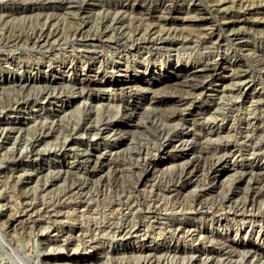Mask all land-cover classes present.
Returning <instances> with one entry per match:
<instances>
[{"label": "rangeland", "instance_id": "rangeland-1", "mask_svg": "<svg viewBox=\"0 0 264 264\" xmlns=\"http://www.w3.org/2000/svg\"><path fill=\"white\" fill-rule=\"evenodd\" d=\"M59 1L61 0H0V48L2 47L1 49L7 50L11 49L10 54L2 55L0 53V127H6V125L10 124L14 125L13 133L5 132V134H7L0 137V224L3 226L7 239H10V244L13 245V247H18L22 253L27 254L30 260L27 259L31 264H148V260H150L149 264H184L190 253L186 254L180 251L170 257L172 253H169L167 249L185 250L187 248L203 249L205 247L207 249L211 241H214L217 235L220 237H227L230 243L231 241L250 243L254 247L264 251V238L260 237L261 232L258 233V227L250 226L248 223L240 224L236 221H223V223H217L216 220L210 216L194 214L186 208L183 210H178V208H176L175 210L167 211L170 213L177 212L176 215L178 217L181 215L184 220H188V224H192V227L199 228L202 231V237L200 236L201 234L193 236L195 240L189 238V236L187 237L186 233H183L182 230L188 227H183L184 229L180 231L177 230L174 234L162 229L159 223L166 220L164 218L165 216L163 214H156L155 217H150L152 214L147 213L145 207L142 205L140 206L141 210L136 211L135 214H137V217H135L134 220L140 219V228L144 230L145 227L144 231L148 233L146 232L147 234L142 236L143 238L139 236L140 238L137 237V239L134 237L120 239L119 236L113 235V232H109L111 229L105 227L107 218H110L109 221H118L117 218L115 219V217L119 216L117 215L118 205H109V207L105 206L106 208H104L102 204L96 205L97 202L95 203V198L93 197L90 199L91 206H80V204L76 202L78 199L70 197L69 199L61 200L64 202L59 204L61 205L60 207L51 206V204H54L52 201L54 197L62 194V186L76 182L77 180L88 181L89 186L87 190L92 194H95L96 189L101 185L105 186L104 188H106V190L112 188L115 184L119 187L131 190L129 187H131V185L135 186L137 183L139 184L137 189H149L150 186H148V182L153 179L165 184V181L168 179L167 177H169V173L158 170L165 165L160 164V157L165 155L167 157L178 155L180 153V146L172 136L173 133L159 124L161 112H163V114L171 113L179 108H184L181 110V115L190 118L196 111L205 109L212 110L209 112V117L210 115L212 117L216 116L215 111H213L216 109L214 103L221 100L225 101L224 97H226L228 91L235 88L234 83L237 82V79L234 78V76L242 73L249 75L247 80L249 84L248 95L250 96L258 91L261 94V98L264 99V88L260 89L261 86L264 85V0H118L124 4L122 10H124L123 19L125 23L133 21L135 19L133 17L134 13L136 14L138 12L167 14L170 20H168L169 23L167 22L164 25L166 30L169 28L170 31L177 35H185L193 39L196 36L201 37L203 35L202 37L208 41L206 43L207 45H210V42L224 43L221 45L222 48H218L220 55H216V57L215 53L209 54L206 52L207 50L200 48L183 47L174 50L170 47L167 51L165 50L166 53L161 51L159 53L160 55L156 54L155 59L144 60L139 57H129L128 60L125 61V59L114 58L117 61L116 63L120 65V71L118 72L115 66L112 67V63L108 61L99 66V63H94L91 66L92 69L91 67L90 69L87 68L89 71L85 69L84 71L81 67L76 68L74 73L68 70V66H70L69 55L76 53L77 49L59 45L57 42H54L50 47L51 50L48 49V52H41L37 47H32V42L26 39L27 36L32 32V29H38L39 27H42L45 31L54 32V34L57 33V35H68L72 27L83 22L93 27L101 26L106 20L102 18L105 14L104 10L98 6V2L94 0H75L78 2H74L70 5L73 7L62 8L59 6ZM110 1L116 2L117 0ZM79 4L82 7V11L80 14H76L74 9L79 6ZM169 7H171L170 13ZM135 22L133 21L131 23V28L137 24V21ZM232 28L243 30V38L239 40L234 39L230 31ZM54 38L55 37H51V40ZM237 42H240L241 45H238ZM212 57L221 62V65L214 71L212 76L205 77L207 84L203 92L193 96V91L179 89L180 85L177 83L178 80L181 79L184 73L192 69L191 66L195 61L200 63L204 60H209V58L213 59ZM32 60L40 62L39 64H33L34 62ZM58 60L64 61L58 62ZM49 62L51 65L47 66L46 64H49ZM126 65L125 71L123 68L125 69L124 66ZM28 70H31L30 75L32 77L37 76L34 81L29 80L27 84H24L14 80L16 76H27ZM86 71L88 75H86ZM11 76L13 77L11 78ZM45 77L46 81H43ZM134 77H137L140 81L137 83L129 81ZM158 77L161 78V81H153V79L155 80ZM87 78L93 79L94 81L96 80L100 82V84L121 80V83L125 82L123 86L137 85L141 90H133L136 93L131 98L128 96V93L125 92V90L128 89L123 88V92V90H121L122 85L115 86L111 94L115 101L114 103L118 104L119 101L134 103L136 108L134 109V113L131 117H123L121 114L116 115L112 109L106 111L105 114L112 119V124H117L114 126V132L101 136L79 137V139L75 141L76 145L80 144V148L87 147L88 149H97L99 146L107 145L111 149L114 157H122L123 153L129 149L135 150L141 148V146L144 150L149 147V151L152 149V152H154L156 144L158 145L160 142L164 141L166 147L160 150L159 156H157L152 163L155 167L151 165L152 168H156L155 173L157 177L146 176L145 179L148 180L147 186L141 185L143 181L137 182L139 175L137 172L131 173L129 171H123L121 173L117 172L116 175L114 173L105 174V172H102L103 175L97 173L94 177H90L89 179H87L88 177L84 174L74 175L69 173L63 178V175L57 177L53 172L49 173L47 170L34 171L33 167L35 163L40 161H31L26 158L16 161L17 159L13 158L14 155H17V153L19 154L21 149H23L22 154H24L29 149L42 148L47 150L48 147H51L53 152V148H58L57 146L62 141L63 135L67 133L65 129L69 126H73V121L76 120L79 115V112L76 111L74 106L79 104L81 99H74L69 103L64 96H61L59 100L56 96L60 94L67 95L71 89L72 82L75 80L83 82ZM141 79H144V81H141ZM197 79L199 80L201 78L196 77L195 80ZM147 80H150L151 83L149 85L151 88L145 90L144 87L148 85ZM42 88H45V91L48 92L51 90V92L56 94L55 97L50 99V103L52 102L51 104L47 105V103L42 100L39 94ZM93 88H95L94 92L90 94L87 92L89 95H101L104 103L108 102V104H114L113 101L111 102L104 99L106 95H108V90L102 92L99 84L93 86ZM133 93L134 92L131 94ZM155 95L156 98H151ZM249 96L248 100L250 99ZM181 97H184L185 103L183 105L177 101ZM137 98L138 101L136 100ZM156 99H162L163 101L157 102ZM150 100H152L151 104H149ZM248 103L250 102L247 101L246 104ZM41 104L47 105L49 109H46V111L45 109H39ZM148 105L155 107L154 111L149 110L152 113L145 109ZM61 107L64 109H60ZM57 120L61 123L57 122ZM230 121L232 122L234 120L225 121L223 125L224 128L218 129L216 133L218 136H222L221 140H231L230 144L237 145L231 148L236 149L242 144L243 139L239 138V136L236 137V129H233L234 131L230 130V132L227 131L231 127ZM135 122L139 123L135 124ZM49 127H51V129H49ZM249 127L250 125L248 124V128ZM45 130L47 132H44ZM167 131H169V135L162 141ZM204 131L205 129L200 127V125L191 129V132L199 133L200 137V143L194 142L192 146L193 149L195 148V153L200 151L203 152L206 146L220 142L217 139L218 137H215V133L211 136L204 134L205 137H202ZM235 138L236 140L238 139V143L235 141ZM239 141L241 142L239 143ZM241 149H243V147ZM192 151L193 150H189L179 157H174V159L167 164L170 163V166H173L172 164L178 163L189 157ZM52 155L54 156V154L51 153L50 157L53 160L54 158ZM46 156L47 155H42V157ZM240 158L241 157L238 156L235 161L232 158L225 157V159H222L216 164L215 169L218 170L224 171L230 169V167L232 168L227 172V175L222 178L221 183H218L216 180L213 183L201 180L199 182V180L196 181L194 177L191 181L183 184L179 189L180 198H184L182 202H185V198H189L194 190H200V188H204L207 185H209V189L206 191V194H204V198L207 200L216 199V202L217 198L223 195L229 196L230 199L241 198V196H243V188L246 186L245 184H247L248 179L257 174L261 166H264V161H254L249 164V161L240 160ZM54 160L57 161L56 159ZM226 161L227 164L225 163ZM69 165L68 163L67 166ZM249 166H252L250 170L248 169L250 168ZM233 167H235V169H233ZM241 174L242 176L240 177L239 175ZM68 175L72 176L69 177ZM56 191L57 194L55 193ZM108 194L112 195L113 193L109 192ZM127 194H129L130 199L134 200V196L137 193L131 190ZM48 195H52L53 199L52 196L50 197ZM47 197H50V199L48 200ZM180 198L179 201L182 200ZM26 199L33 202V207L31 206L27 210L21 211L23 210V202L27 201ZM169 200L173 201V197L166 201L167 204L168 202L172 204ZM136 201L137 199H135V202ZM114 207L115 210L113 209ZM140 211L142 214H140ZM140 216H142V219ZM26 217L27 219H25ZM32 218L37 219L38 223H31ZM146 222L149 224L146 225ZM73 223L83 227V235L79 237L75 236L76 238L74 237L72 241L66 245L62 240V236L57 235L56 237L54 234L56 232L59 234L58 230L63 227L69 229L68 225ZM95 224H98V226ZM66 229H64V231ZM102 230H106L104 231L105 233ZM207 236L213 237L209 238ZM87 238L93 241L88 247L85 245L86 242L84 241L87 240ZM94 244L97 245L95 248L92 247ZM139 246L147 248L143 251L133 250V247L137 249ZM6 248L10 251L8 245ZM88 252L93 255V258L91 260L82 259ZM158 254L161 259L158 257ZM192 254L196 255L195 253ZM17 261L18 260L6 257L4 249L0 246V264H21L20 261ZM196 264H200V262L198 261Z\"/></svg>", "mask_w": 264, "mask_h": 264}, {"label": "bare ground", "instance_id": "bare-ground-1", "mask_svg": "<svg viewBox=\"0 0 264 264\" xmlns=\"http://www.w3.org/2000/svg\"><path fill=\"white\" fill-rule=\"evenodd\" d=\"M94 1H97L98 6H100V8L104 10L105 15H103L102 18L106 20L104 21V23H102L103 25L101 24V26L93 27L83 22L81 24H78L72 27L69 31L70 34L68 35H64V34L57 35V33L54 34V32L45 31L43 30L42 27H39L38 29H32V32L27 36L26 39L32 42L33 48L37 47L38 50L41 52H48L49 50H51L50 47L52 43L54 42H57L59 45H65L73 49H77L76 53L69 55L70 56V66H68L69 67L68 70L71 73H74L76 68H79V67H81V69L83 70L84 69L87 70V68L90 69V67L94 63H99L98 64L99 66L100 64H104L108 61L109 63L110 62L112 63L111 64L112 67L115 66L118 72L120 71L119 69L120 65L116 63L117 61L114 58L125 59V61L128 60L129 57L131 58L139 57L144 60L155 59L156 54H159L161 51L165 52V50L167 51L168 49H170V47L174 50H178V48H183V47L184 48L185 47L186 48H200V49L207 50L206 52L209 54L215 53V56L220 55V53L218 52V48H220L221 45H223L224 43L221 44L220 42H217V43L210 42V45H207L206 43L208 41L204 37H202L203 35L201 37L196 36L193 39L192 37H189V36L177 35L173 33L172 31H170L169 28L166 30L164 25L165 23L168 22V20H170V17L167 14H162V13L156 14L153 12H142V13L138 12L136 14L134 13V15L132 14L133 17L135 18L133 21L134 22L137 21V24H135L131 28L130 25L133 21H130L129 23H125V20L123 19L124 10H122V8L124 7V4L122 2L118 0L116 2H112L110 0H94ZM74 2H78V1L63 0L62 2L61 0L59 1V6L61 8L62 7H73L70 5ZM80 4L75 9L73 8L76 14H80L82 11V7ZM170 11H171V7H169V13ZM230 31H231L232 36H234V39L239 40L243 38L244 36V31L239 28H236V29L232 28ZM51 37H55V38L51 40ZM237 44L241 45L240 42H237ZM1 48H0V53L2 55L10 54L11 49L7 50V49H1ZM60 61L63 62L64 60H58V62ZM33 62H34L33 64L35 63L39 64L40 61H33ZM113 64H116V65H113ZM46 65L49 66L51 64L49 62V64H46ZM220 65H221V62H219L216 58H213V59L209 58V60L207 61L204 60L200 63L195 61L193 65L191 66L192 69L189 70L187 73H184V75L181 76V79L178 80L177 83L178 85H180L179 89L193 91L192 92L193 96L200 94L201 92H203L207 84L205 77L212 76L214 74V71L218 69ZM124 67L125 69L123 68V70L126 71L127 65ZM30 72L31 70H28L27 76H24V77L16 76L14 80H17V82L24 83V84H27L29 80L34 81L35 78H37V76L32 77L30 75ZM86 75H88V72ZM175 75H178V74H175ZM12 77L13 76H11V78ZM196 77L198 78L200 77L201 79L195 80ZM234 78L237 79V82L234 83L235 88L233 90L232 89L229 91L227 90L228 94L226 95V97H224L225 101L221 100V101L214 103L216 109L214 108L215 110L213 111H215L216 116L212 117L210 115L209 117V112H211L212 110L210 111V110H205V109H200L199 111H196L195 114H193V116H191L190 118L184 115H181L182 114L181 110H183L184 108H179L180 110L178 109L171 113H164V114L163 112L160 113L161 118L159 117L160 118L159 124L162 127H166V130H169L173 133L172 136L176 139L177 143L180 146V149H179L180 153L178 155L171 156V157H167L165 155V156L160 157L161 159L160 164H165V165L158 170H162V172L169 173V177H167L168 179L165 181L166 182L165 184L160 183L158 180L153 179L152 177L151 178L153 180L148 182V180L145 179V177L146 176H154V177L156 176L157 177V174L155 173L156 168L155 169L152 168L151 165L155 167V165L152 163L155 161V158L159 156V153L161 152L160 150L166 147L163 140H165L167 135H169V131L165 133V136L162 139L163 142H160L158 145L156 144V148L154 152H152V149L151 151H149V147L144 150L142 149V146H141V148H138L135 150L127 149L128 151L123 153L122 157H117V156L114 157L111 152V149L107 145L99 146L97 149H92V148L88 149L87 147L80 148L79 147L80 144L76 145L75 141L78 140L79 137H82V136L90 137V136H96V135L101 136V135L111 134L114 132L115 130L114 126L117 124L115 125L112 124V119L108 117L107 114H105L106 111H109L112 109L116 115L121 114V116L123 117H131V115L134 113V109H136L134 103L132 104L130 102H124V101L123 102L119 101V103L117 102L118 104L114 103L115 101L113 99V96L111 95L113 93L112 90L114 89L115 86L122 85L121 90H123V88L128 89V90H125V92L128 93V96L132 98V96L136 93L135 91L136 90L140 91L141 89L137 85L123 86L125 82L121 83V80H116L115 82L111 81V82L100 84V82L96 80L94 81L93 79L87 78L83 82L76 81V80L72 82L71 89L67 95H64V94L62 95L59 93L60 95L56 97L59 100L61 96L62 97L64 96L66 98V101H68L69 103L71 100L81 99L79 101V104L74 106L76 108V111L79 112V115L76 118V120L73 121L74 122L73 126H69L68 128L65 129L67 133L63 131L66 134L63 135L62 141L57 146L58 148L57 149L56 147L53 148V152L51 150V147L50 148L48 147L47 150L42 149V148L29 149L24 154H22L23 149H21L19 154L17 153V155H14L13 158L17 159L16 161L23 160V158H26L31 161H40V162L35 163L33 167L34 171L37 172V171L47 170L49 171V173L53 172L55 175H57V177H60L63 175L62 176L63 178H65L66 177L65 175L69 173L74 174V175L84 174L86 177H88L87 179H89L90 177H94L97 173H100L103 175L102 172H105V174L114 173L115 175L117 172L121 173L123 171H129L131 173L137 172V174H139L137 178V182L143 181L141 185H144V186H147V182H148V186H150V188L145 189L143 187L144 189L142 188L137 189L139 185L138 183L135 186L131 185V187L129 188H131V190L133 191H136L137 193L134 196L135 199H137L136 202H135V199L134 200L130 199L129 194H127L131 190H129L128 188L125 189L123 187H119L117 184H115V186H113L112 188L109 187L110 189H107V190L106 188H104L105 186L101 185L100 187L96 189L95 191L96 193L92 194L89 190H87V187L89 186V184H88V181L86 180H77L76 182H72L68 185L62 186V189H61L62 194L57 195L56 197H54V199H53V196L51 195L53 199L51 200L54 203V204H51V206H56V207L57 206L60 207L61 205L59 204L64 202L61 200L63 199L66 200L67 198L69 199L70 197H75V199H78L76 200V202H78L80 206H87V205L91 206L90 199H92L93 197L95 198V203L97 202L96 205L102 204L104 205V208H106L105 206L109 207V205H118L117 215L119 216L117 217L114 216L115 219L116 218L118 219V221H116L115 219L114 220L116 222L109 221L110 218L109 219L107 218V221L105 222L106 223L105 227L108 229H111L109 230V232H113L112 234L119 236L120 239L121 238H131V237H134L137 239V237L139 236L143 238L142 236H145L148 233L147 231H144L145 227H144V230L140 228L141 226L139 222L140 219L134 220V218L137 217V214H135L136 211L141 210V207H140L141 205L145 207V211L147 213L152 214L150 215V217H155L156 214H163L166 220L159 223V226L162 229H165L167 232H170V233L172 232V234H174L177 230L180 231L184 229L183 227H188L182 230L183 233H186L187 237L189 236V238L194 239L193 236L196 234H201L200 236L202 237V233H201L202 231L199 228L197 229L195 227H192V224H188L187 223L188 220L187 221L184 220V218L181 217V215L180 217H178L176 215L177 212L170 213L169 211H167V210H175L176 208H178V210H183L184 208H186V209H189L191 213L201 214V216L202 215L210 216L211 218L215 219L217 223H220V222L223 223V221L225 222L236 221L237 223H240V224L248 223L250 226H253V227L256 226L259 228L258 233L261 232L260 237L264 238V166H261V168L258 170L256 175H253V176L250 175L251 177L248 179L247 184H245L246 186L243 188V196H241V198L239 199H230L229 196L223 195L220 198H217L216 202H215L216 199L207 200L206 198H204V194H206V191L209 189L208 188L209 185L205 186L204 188H200V190H194L191 193L189 198L185 196L186 197L185 202H182L184 198L182 199L179 196V189L182 187V185L185 184L186 182L191 181L194 177H195L194 179L196 181L199 180V182L201 180V181H209L208 183H213L216 180L218 183H221L222 178L225 175H227V172L230 169H232L231 167L230 169H226L224 171L215 169L216 164L222 159H225V157L232 158L236 161V158L240 156L241 157L240 160H247L249 161V164H251L254 161L255 162L264 161V99L261 98V94L258 91H256V93L251 94L250 96L248 95L249 84L247 80L249 78V75L242 73V74H237L236 76H234ZM160 79L161 78L158 77L155 80L153 79V81L160 80ZM142 80L144 81V79H141V81ZM43 81H46V77L43 78ZM129 81L133 83H137L140 80H138L137 77H134L133 79ZM150 83H151L150 80L149 81L147 80L148 85L147 87H144L145 90L151 88L149 85ZM98 84L101 87L102 92H104L105 90L109 91L108 95H106L104 99L111 101V102L113 101L114 104H108V102L104 103L102 101L103 99L101 95L100 96L96 94L94 96L89 95L91 92H94L95 88H93V86L98 85ZM263 88H264V85H262L260 89H263ZM87 92H89V94ZM132 92L134 93L131 94ZM39 94L42 97V100L47 103V105L52 103V102L50 103V99L55 97L56 95L54 92H51V90L49 92L45 91V88L40 89ZM248 96L250 97L249 100H248ZM153 97L156 98V95L152 96L151 98ZM136 100L138 101V98ZM156 101L158 102V101H163V100L156 99ZM177 101L181 105L185 103L184 97L179 98ZM247 101L250 102L251 104L250 103L246 104ZM151 102L152 100L149 101V104H151ZM47 105L41 104L39 109L41 110L45 109L46 111V109H49ZM60 109L63 110L64 108L61 107ZM145 109H147V111L149 110L154 111L155 107L148 105L145 107ZM232 119L234 121L232 122L230 121L231 127L227 131L230 132V130L236 129V137L239 136V138L243 139L242 144L240 145L241 147L239 146L236 149H232L233 147H235L236 144H230L231 140H226V139L221 140L222 136H218L216 133L218 129L224 128L223 125L225 121L232 120ZM57 122H60V121L57 120ZM137 123L139 122H135V124ZM71 124H72V121H71ZM248 124L250 125L249 128H248ZM199 125L200 127L205 129L202 137H205L204 134H208L211 136L212 134L215 133V137H218L217 139L220 142L217 144H212V145L210 144L209 146H206L205 150L203 149L204 150L203 152L200 151V152L195 153L194 151L195 148L193 149L192 146L194 142L200 143L199 141L200 137H199V133L191 132V129H194L195 126H199ZM13 129H14V125L12 124L6 125V127H0V137H3L5 132L13 133L14 132ZM49 129H51V127H49ZM44 132H47V131L45 130ZM235 141L237 142L238 139L236 140L235 138ZM240 142L241 141H239V143ZM242 147L243 149H241ZM189 150H193V151L191 155L187 157L186 159L179 161L178 163L172 164L173 166H170L171 165L170 163L167 164L168 162H171V160L174 159V157H179L180 155L187 153ZM51 153L54 154V156L52 155V157L56 159L57 161H55L54 159L52 160V158L50 157ZM42 155H47V156L42 157ZM68 163L70 164L69 166H67ZM225 163L227 164V161ZM170 167H173V168H170ZM249 167L250 168L248 169L250 170L252 166H249ZM233 169H235V167H233ZM239 176L241 177L242 174ZM109 192H112L113 194L110 195L111 193L108 194ZM55 193L57 194V191ZM50 197L49 198L47 197L48 200L50 199ZM171 197H173V201L171 200L169 201L172 204H169V202L167 204L166 201L168 199H171ZM179 198L182 200L179 201ZM51 200H50V203H51ZM23 203H24L23 210L21 211H25L33 205V202L28 201V200ZM113 209L115 210V207ZM140 214H142L141 211H140ZM30 217H31V214H30ZM141 217L142 216H140V218ZM25 219H27V217ZM37 221H38L37 219L32 218L31 223H36ZM145 224L147 225L149 223L146 222ZM95 225L98 226V224H95ZM68 226H69V229H66L67 227L66 228L63 227L62 229L58 230L59 234H57V232L54 234L56 237L57 235L62 236L63 237L62 240L66 245H68L75 236H78V237L82 236L83 231H84L83 227L80 225H77L76 223L70 224ZM64 229L66 230L64 231ZM162 229H161V232H162ZM102 231L104 232L106 230H102ZM87 233H88V230H87ZM210 237H213V236H210ZM197 239L199 240L198 237ZM9 240L10 239L9 238L7 239L6 234L4 233L3 226H1L0 224V246L1 248L4 249L6 257H9V259L18 260L21 262V264H31L29 261L30 257H28L27 254L22 253L18 247H13V245L10 244ZM84 241L86 242L85 245L87 247L90 246L93 242L92 239H88V238L87 240H84ZM7 245L10 247V251L7 250L6 248ZM97 245L94 244L92 245V247L95 248ZM146 248L147 247L139 246L137 249L133 247V250L143 251ZM167 251L169 253H172L170 257L172 255L174 256L180 251L186 254L190 253L189 257H187L188 258L187 261L184 264H196L198 261L200 262V264H264V251L262 249H258L250 243H243V242H236V241H233V242L231 241L230 243L227 237L226 238L220 237L218 235L216 236L214 241L213 240L211 241V244L208 246L207 249L205 247L203 249L202 248L201 249L187 248L185 250L184 249L182 250L167 249ZM149 253L152 254L151 252ZM192 253H195L196 255H193ZM158 257H159V254H158ZM92 258H93V255H91L90 252H88L86 255L83 256L82 259L91 260ZM159 258L161 259V257ZM149 261L150 260H148L147 262L148 264L150 263ZM179 264H182V263H179Z\"/></svg>", "mask_w": 264, "mask_h": 264}]
</instances>
